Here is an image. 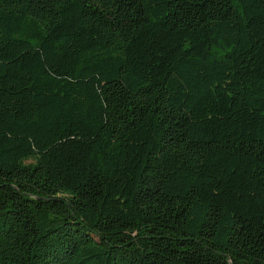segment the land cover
I'll list each match as a JSON object with an SVG mask.
<instances>
[{
	"label": "trees",
	"instance_id": "trees-1",
	"mask_svg": "<svg viewBox=\"0 0 264 264\" xmlns=\"http://www.w3.org/2000/svg\"><path fill=\"white\" fill-rule=\"evenodd\" d=\"M0 264H264V0H0Z\"/></svg>",
	"mask_w": 264,
	"mask_h": 264
}]
</instances>
